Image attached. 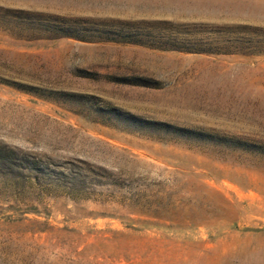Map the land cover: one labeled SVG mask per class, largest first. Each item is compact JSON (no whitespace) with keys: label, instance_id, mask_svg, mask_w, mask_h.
<instances>
[{"label":"rangeland","instance_id":"374dc122","mask_svg":"<svg viewBox=\"0 0 264 264\" xmlns=\"http://www.w3.org/2000/svg\"><path fill=\"white\" fill-rule=\"evenodd\" d=\"M0 264H264V0H0Z\"/></svg>","mask_w":264,"mask_h":264},{"label":"trees","instance_id":"16d2710c","mask_svg":"<svg viewBox=\"0 0 264 264\" xmlns=\"http://www.w3.org/2000/svg\"><path fill=\"white\" fill-rule=\"evenodd\" d=\"M18 155L14 150L0 146V170L4 172L15 165L19 161Z\"/></svg>","mask_w":264,"mask_h":264}]
</instances>
